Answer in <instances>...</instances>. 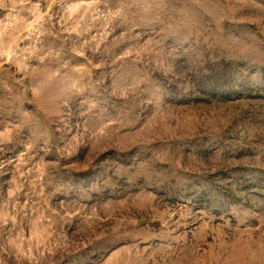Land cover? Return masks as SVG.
<instances>
[{
    "label": "rangeland",
    "instance_id": "rangeland-1",
    "mask_svg": "<svg viewBox=\"0 0 264 264\" xmlns=\"http://www.w3.org/2000/svg\"><path fill=\"white\" fill-rule=\"evenodd\" d=\"M0 264H264V0H0Z\"/></svg>",
    "mask_w": 264,
    "mask_h": 264
}]
</instances>
